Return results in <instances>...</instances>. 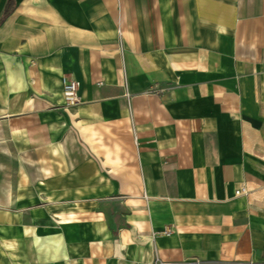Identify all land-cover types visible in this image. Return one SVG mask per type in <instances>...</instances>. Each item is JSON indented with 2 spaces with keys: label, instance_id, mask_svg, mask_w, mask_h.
<instances>
[{
  "label": "crops",
  "instance_id": "1",
  "mask_svg": "<svg viewBox=\"0 0 264 264\" xmlns=\"http://www.w3.org/2000/svg\"><path fill=\"white\" fill-rule=\"evenodd\" d=\"M0 264H264V0H14Z\"/></svg>",
  "mask_w": 264,
  "mask_h": 264
},
{
  "label": "built area",
  "instance_id": "2",
  "mask_svg": "<svg viewBox=\"0 0 264 264\" xmlns=\"http://www.w3.org/2000/svg\"><path fill=\"white\" fill-rule=\"evenodd\" d=\"M62 95L66 105L73 106L79 103L80 96L78 94V82L71 77L63 76L62 79ZM247 189L244 185H240L235 190V194H244ZM171 230H166L164 233H170Z\"/></svg>",
  "mask_w": 264,
  "mask_h": 264
},
{
  "label": "trees",
  "instance_id": "3",
  "mask_svg": "<svg viewBox=\"0 0 264 264\" xmlns=\"http://www.w3.org/2000/svg\"><path fill=\"white\" fill-rule=\"evenodd\" d=\"M13 6H14V0H7L6 1L2 15L0 17V21L12 10Z\"/></svg>",
  "mask_w": 264,
  "mask_h": 264
}]
</instances>
